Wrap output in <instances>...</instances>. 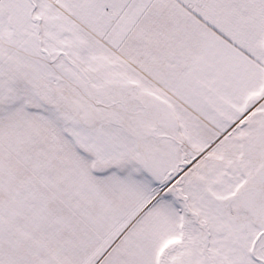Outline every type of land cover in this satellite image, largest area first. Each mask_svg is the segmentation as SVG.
I'll use <instances>...</instances> for the list:
<instances>
[{
	"label": "snow or ice",
	"instance_id": "snow-or-ice-1",
	"mask_svg": "<svg viewBox=\"0 0 264 264\" xmlns=\"http://www.w3.org/2000/svg\"><path fill=\"white\" fill-rule=\"evenodd\" d=\"M0 264H264V0H0Z\"/></svg>",
	"mask_w": 264,
	"mask_h": 264
}]
</instances>
